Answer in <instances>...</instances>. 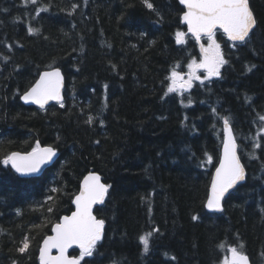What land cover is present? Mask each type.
<instances>
[{"label":"trees","instance_id":"1","mask_svg":"<svg viewBox=\"0 0 264 264\" xmlns=\"http://www.w3.org/2000/svg\"><path fill=\"white\" fill-rule=\"evenodd\" d=\"M147 2L151 9L145 0H0V264H38L42 239L72 210L90 169L108 186L94 211L106 226L81 264H221L229 246L264 264V0H249L256 27L245 43L216 30L227 61L220 74L172 93L167 77L188 72L199 48L178 0ZM52 67L65 78L63 101L22 105ZM224 117L246 180L209 213ZM37 141L59 154L41 176L19 177L3 163Z\"/></svg>","mask_w":264,"mask_h":264},{"label":"snow or ice","instance_id":"2","mask_svg":"<svg viewBox=\"0 0 264 264\" xmlns=\"http://www.w3.org/2000/svg\"><path fill=\"white\" fill-rule=\"evenodd\" d=\"M29 2L35 4L37 0H24L25 4ZM179 2L186 9L181 19L187 25L188 32L192 34L197 43L206 37L208 46L201 45L203 58L199 64L192 61L188 65L189 78L187 82L183 81L181 75L174 69L171 71L169 77H167L170 80L167 87L168 93L175 92L178 88L183 90L190 88L191 80L199 79L196 76V71L199 68L206 69L209 77L220 74V66L227 63V61L223 59L220 45L215 39L217 29H221L229 41L245 43L250 31L256 24L248 0H179ZM145 3L148 8L153 7L147 0H145ZM42 10L44 9H37V13ZM28 31L31 34L36 30L29 28ZM184 36L183 32L177 31L176 43H185ZM61 85L62 78L59 70L43 72L22 99L25 101L31 100L43 108L48 100L60 98ZM261 119L264 120V116ZM89 122H91V117ZM223 122V155L212 178L206 204L209 210L216 211L221 210L220 202L225 193L244 179V168L237 156V145L229 119L224 117ZM260 132H264V128L259 130L258 135ZM254 147H260L259 142L254 141ZM54 155L53 149H41L37 145L27 155L21 156L18 153H12L3 160V163L5 165L11 164V167L17 173H32L38 171L40 165ZM249 155L250 158H254V154ZM210 160L211 158H209V162ZM107 191L108 186L100 182L99 176L89 175L84 177L80 192L73 200L76 210L70 216H64L60 222L56 223L52 228L53 235L44 239L43 246L40 248V264H81V260L93 255L97 242L102 238L105 223L104 220L93 215V205L103 203ZM193 219H196V217H193ZM150 237L151 233L140 237V243L145 252L150 250ZM73 246L80 250L78 257L67 255L68 250ZM28 247L29 239L25 237L22 241V247L18 251L23 253ZM220 247L223 248V245ZM53 249L56 250V255H52ZM227 253L221 264H247V257L235 247L229 246Z\"/></svg>","mask_w":264,"mask_h":264},{"label":"water","instance_id":"3","mask_svg":"<svg viewBox=\"0 0 264 264\" xmlns=\"http://www.w3.org/2000/svg\"><path fill=\"white\" fill-rule=\"evenodd\" d=\"M178 2H179V0H178ZM179 4H180V2H179ZM248 4H249V0H248ZM180 5H181V4H180ZM181 6L184 7L183 5H181ZM249 8H250V10H251L250 4H249ZM184 11H186L185 8H184ZM251 11H252V10H251ZM182 15H183V14H182ZM181 18H182V16H181ZM254 19H255V18H254ZM181 23H182V24L185 26V28H186V34H187V35H190V36L195 40V38L192 36V34H191L190 32H188L187 25H186L185 23L182 22V19H181ZM255 27H256V24H255V26L253 27V29L250 31V33L255 29ZM217 30H219V31H221V32L223 33V31H222L221 29H217ZM250 33H249V34H250ZM223 34H224V33H223ZM224 36H225V38L227 39V37H226L225 34H224ZM227 40H228V39H227ZM228 41H229V40H228ZM195 42H196V40H195ZM229 42H231V43H240V42H232V41H229ZM196 44L198 45V48H199L200 62H201V60H202V58H203V57H202V53H201V45H203V43H202V41H200L199 43L196 42ZM203 46H204V45H203ZM53 70H59V72H60V76H61V78H62V85H61V88H60V98H59V99H51V100H48V101L44 104V107H43V108H41L38 104L33 103L31 100H29V101H25L24 99H22V97L25 95V93H26L27 91H29L30 88L35 84V82L40 78V74H41V73L46 72V71H53ZM197 70H200V71H207V70L204 69V68H199V69H197ZM180 75H181V77H182V79H183V77H184L185 74H184V73H181ZM35 82H34V83H33V84H32V85H31V86H30L25 92H23V93L19 96V101H20V103H21L22 105H24V106H31V107H35V108H38V109H44V108H46V107H47L48 105H50V104H59V103H61V102L63 101V94H64L63 92H64V87H65V78H64V76H63V74H62V71H61L58 67H52V68H50V69H46V70L41 71V72L39 73L37 79L35 80ZM230 127H231V126H230ZM231 129H232V128H231ZM232 133H233V130H232ZM233 135H234V133H233ZM234 137H235V135H234ZM223 141H224V123H223V139H222V143H221V147H220L219 159H218V162H217V164H216L214 170L212 171L211 180H210L209 187H208L207 199H208V195H209V190H210V186H211L212 178H213V176L215 175L216 168L219 167L220 159L222 158V155H223ZM235 142H236V145H237V156H238V158L240 159V156H239V153H238V144H237V140H236V138H235ZM35 145H36V146L39 145L41 149H43V148H51V147H49V146H43L42 144H40L39 141H37ZM51 149H53V148H51ZM32 150H33V149H32ZM32 150L27 151V152H24V151H13V152L9 153V155H11L12 153H18L19 155L23 156V155H27V154L30 153ZM53 151L55 152V155L52 156L51 159L47 160L45 163L41 164L39 170L36 171V172H32V173H17V172H15V170L11 167V164H8V165H9V168L11 169V171H12L13 173H15L16 175H18L19 177H22V178L39 177L40 175L43 174V172H44L45 170H47L49 167H51V166L54 164V162L57 160V158L59 157L58 152H57L56 150H54V149H53ZM9 155H8V156H9ZM240 162H241V164H242V166H243V168H244V179L241 180V181H239V182H238L233 188L229 189L228 192L225 193L223 199H222L221 202H220L221 210H219V211H216V210H209V209L206 207V204H207V199H206V202H205L204 208H205V210H206L207 212H209V213H221L222 210H223V200H224V198H225L227 195H229V194H230V193H231V192H232V191H233L238 185L243 184V183L245 182V180H246V169H245V167H244V165H243L241 159H240ZM89 175H96V176H99V177H100V182H101L102 184L107 185V184L102 180V176H101V174L98 173V172H96V171H94L93 169H90V170L84 175V177L89 176ZM84 177H83V178L81 179V181H80L78 192L74 195V197H73V199H72V207H73L72 211L69 212L68 214H63V215H61V216L59 217L58 221L55 222V223L52 225V227H51V231H50V234L47 235V236H45V237L42 239V241H41V243H40V245H39L38 255H37V258H38V262H39V264H40V260H39L40 248L43 246V241H44V239H45L46 237H48V236L53 235V233H52V228H53V226H54L56 223L60 222L64 216H70V215L72 214V212H74V211L76 210V209H75V205L73 204V200L75 199V197H76V196L79 194V192H80V186H81V183H82ZM107 195H108V191H107V193L105 194L104 202H103V203H98V204L93 205V215H94V216H96V214L94 213L96 207L102 206V205L105 203V201H106V199H107ZM96 217H97V216H96ZM97 218H98V217H97ZM98 219H101V218H98ZM102 220H103V219H102ZM104 222H105V221H104ZM104 230H105V223H104V229H103V233H102V238H103V236H104ZM102 238H101V240H102ZM101 240H100V241H101ZM100 241H98L97 243H99ZM72 250H77V251L80 253L79 248L73 246V248H70V249L68 250L67 255H69L70 257H77V256H74V255L71 254V251H72ZM56 254H57L56 250L53 249V250H52V255H56ZM245 256H246V255H245ZM246 257H247V256H246ZM247 264H251V262H250V260H249L248 257H247Z\"/></svg>","mask_w":264,"mask_h":264},{"label":"rangeland","instance_id":"4","mask_svg":"<svg viewBox=\"0 0 264 264\" xmlns=\"http://www.w3.org/2000/svg\"><path fill=\"white\" fill-rule=\"evenodd\" d=\"M194 61L197 63V64H199L200 63V59H194ZM178 73V72H177ZM187 73H189V69H188V72ZM178 74H181V73H178ZM200 73H198L197 71H196V76L197 77H199V79H192L191 80V85L193 84V82L194 81H199V80H201V79H203L204 78V76H202L201 74L199 75ZM203 77V78H202ZM188 76L187 77H183V81H185V82H187L188 81ZM190 88H187L186 90H189ZM181 90H183V89H177V91L178 92H180ZM35 147H36V145H35Z\"/></svg>","mask_w":264,"mask_h":264}]
</instances>
